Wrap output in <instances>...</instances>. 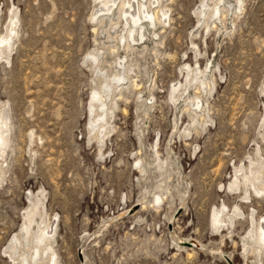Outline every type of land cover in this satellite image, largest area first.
Segmentation results:
<instances>
[{
    "label": "rangeland",
    "instance_id": "374dc122",
    "mask_svg": "<svg viewBox=\"0 0 264 264\" xmlns=\"http://www.w3.org/2000/svg\"><path fill=\"white\" fill-rule=\"evenodd\" d=\"M241 1L163 0L169 24L128 50L101 0H0V264L40 223L57 264H264V0Z\"/></svg>",
    "mask_w": 264,
    "mask_h": 264
},
{
    "label": "bare ground",
    "instance_id": "6f19581e",
    "mask_svg": "<svg viewBox=\"0 0 264 264\" xmlns=\"http://www.w3.org/2000/svg\"><path fill=\"white\" fill-rule=\"evenodd\" d=\"M221 1H223V0H219V2L213 4L212 14L217 15V16L218 15L221 16V10H222L221 9L222 7H220ZM101 2L103 3L104 7H103V9L98 11V13L95 15V19L98 16H101V22H103L104 20H106V18H108L110 20V22L112 23L114 21V19H113L114 9L115 8L118 9L119 10V14L118 15L121 18H124L125 19V23H126L125 34H122L120 36L121 37V42L123 44H125V47L128 50L132 49V46H133L132 44L137 45V43L139 42L138 37L141 38L140 40H144L146 38V34H145V29L147 27V26H145L146 24L148 25V27L152 26L153 28H157V25H163V27H164L167 23L169 24V22L171 21L170 20V15H169V10L164 8L165 6H163V5L160 6V3L163 2V0H136V1L134 0V2H132V0H101ZM238 3L242 4L243 2L241 0H238ZM153 6H156L155 10L152 9ZM207 8L210 9V5H207ZM200 13L202 14V16L203 15L204 16L207 15L206 14L207 13L206 10H204V11H202ZM110 14H111V16H109ZM2 42L3 43H5V42L7 43L8 42L9 45H12V38H10V37L9 38H4ZM9 47H11V46H9ZM9 51H10L9 53H11L12 50H10V48H9ZM91 57H92V59L94 61H98V56L92 54ZM9 58H10V56L8 57V59ZM125 68H123V69H125ZM113 80H114V84H113V88H111V92L110 93H112L113 91L118 90V89H123L127 78H126L125 75H122L121 73H119V74L114 76ZM202 81H205V80H202ZM207 83L202 82V85L205 86ZM179 86H175V88L173 90V94L174 95L178 91ZM109 96L110 95H109L108 92H107L106 96H102L100 93H95V96L93 97V100L94 101H99L100 102V106L104 109L107 106L106 99ZM173 98L175 99L176 97L174 96ZM7 122H8L7 116L4 113L0 112V157H3V155H4L5 151H6L5 148L7 146V141L5 140V136L7 135V132H9V131H5L4 127L7 126ZM93 122L95 123V125L92 126V131H96L98 129L97 135L103 137V135L105 134L107 129L110 128L109 121L107 120L106 112H103L101 115H99L98 116V120H95ZM6 138H7V136H6ZM260 166H263V168H264V163H260ZM236 173H237L236 174L237 181L232 183L231 186H230L231 189H235V190L238 189V182H239V179H240L238 174H240L242 179L245 180V181L248 180V182H250V179H251L246 173H244L243 168L237 169ZM252 177H253L255 182L259 183V182H261L264 179V173L261 172V171H254ZM245 186H246V183H245ZM254 189H255V193H257V195L264 196V187H261V186H257L256 187V186H254ZM249 198L250 197L248 195H246L245 199L248 200ZM40 201H41V199H40ZM39 203L40 202H38L37 204H35L33 206V213H36L38 211ZM240 212H239V209L237 208L235 214H237L238 216H242L243 214H241ZM217 213H218L219 216L222 214V212L220 210L217 211ZM252 217H253V215H252ZM28 219L31 220L32 218L31 219L28 218ZM233 219H234L233 217H230V221L231 222H233ZM253 222H254V220H253ZM220 224H224L222 220H220L217 225H220ZM48 225H50V224H48ZM48 225L45 224V223H40L38 225L37 234H35L36 236L34 238L35 239V246L30 248V250H29L30 251V254H29L30 256L29 257L27 256V253L22 254L20 252L18 254V258H17V254L12 253V258L14 260H19L20 264H31L32 261H34L35 264H44L45 261H43L44 258H42V257H45V259L48 261L49 264H57L58 263L57 259H55L56 257H55V255L53 253V248L54 247H52V244H51L52 240L54 239V236L52 235L53 231L50 230L51 226L49 228ZM260 226H261V228H260L261 240H262L263 245H264V218L261 219V225ZM26 233L27 232L25 231V235H26ZM251 236H254L253 235V231L251 233ZM13 242L14 243L12 245L15 246L16 243H18V239L15 237ZM191 243H193L194 245H192L190 247H196L199 251H203V250L205 251L204 246L199 245L196 241L193 240V241H191ZM191 243H189V242H185V243L181 242L180 244L186 245V244H191ZM15 248L16 247H14V249H12V250H14V252L16 251ZM16 249H19V248H16ZM261 253H262V251L259 250L257 252V255H261Z\"/></svg>",
    "mask_w": 264,
    "mask_h": 264
},
{
    "label": "water",
    "instance_id": "95a60500",
    "mask_svg": "<svg viewBox=\"0 0 264 264\" xmlns=\"http://www.w3.org/2000/svg\"><path fill=\"white\" fill-rule=\"evenodd\" d=\"M186 245L192 246V245H193V243H191V244H186ZM197 247H198V246H197Z\"/></svg>",
    "mask_w": 264,
    "mask_h": 264
}]
</instances>
